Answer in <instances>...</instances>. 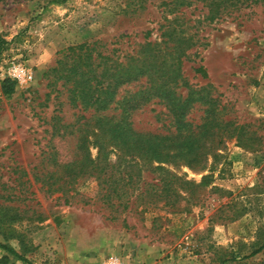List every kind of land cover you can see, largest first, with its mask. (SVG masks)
Segmentation results:
<instances>
[{
    "label": "rangeland",
    "instance_id": "374dc122",
    "mask_svg": "<svg viewBox=\"0 0 264 264\" xmlns=\"http://www.w3.org/2000/svg\"><path fill=\"white\" fill-rule=\"evenodd\" d=\"M48 1L0 0V39L7 42L0 56V205L20 214L14 234L23 235L22 243L10 237V247L33 264H103L114 257L124 264H218L225 254H248L249 245L264 238V7L209 21L208 10L194 0L171 14L170 0ZM176 17L198 40L182 66L188 84L199 91L195 99L213 97L224 108L227 131L243 126L241 133L254 132L260 141L250 149L225 139L203 169L178 168L193 193L180 192L172 208L157 193L150 195L159 180L146 172L126 207L118 209L104 204L95 182L79 181L67 195L36 181L53 170L52 149L62 163L75 150V135L52 134L55 116L70 124L78 115L62 82L52 87L46 77L57 60L83 43L122 59L145 41L158 40L165 19ZM13 64L31 70L33 81H13L7 75ZM142 83L125 86L120 95ZM164 111L150 103L134 116L136 127L155 131L161 126L155 116ZM202 115L198 101L191 117L199 124ZM4 255L0 250V264Z\"/></svg>",
    "mask_w": 264,
    "mask_h": 264
},
{
    "label": "trees",
    "instance_id": "16d2710c",
    "mask_svg": "<svg viewBox=\"0 0 264 264\" xmlns=\"http://www.w3.org/2000/svg\"><path fill=\"white\" fill-rule=\"evenodd\" d=\"M192 1L170 0L166 6H172L171 14L176 9L200 2L208 10L206 19L209 21H214L220 13L264 7V0ZM56 3L58 0H49L46 5ZM185 23L179 17L165 19L158 40L145 41L133 54L122 59L98 51L96 44L83 43L67 49L46 77L52 78V87L62 82L70 106L78 112L74 123L61 124L60 117L55 116L52 126L54 136H76L75 150L71 160L62 163L52 149L49 161L53 170L36 176V181L52 187L54 193L67 195L79 181H82L81 186L95 182L97 188L104 191L100 195L104 204L118 209L126 207V200L138 190L141 174L146 172L159 180L158 186L151 185L150 195L157 193L168 203L165 206L172 208L174 204L171 203L181 197L180 192L186 191L189 196L193 193L192 184L175 173L178 168L203 169L208 157L214 158L223 149L225 139L235 138L238 144L253 149L260 139H256L254 132L241 133L243 126H236L231 133L227 131L225 127L230 123L224 121V108L216 99L207 95L195 99L199 91L188 84L182 66L198 40L184 28ZM6 44L0 39V56ZM6 82L7 79L3 83ZM141 82L140 89L120 95L125 86ZM182 89L186 90L184 96ZM198 101L203 107L199 124L191 117ZM152 102L165 110L155 116L161 126L155 131H142L136 127L134 116ZM79 113H90V116L86 118ZM92 150L96 151L94 156ZM20 218L15 209L0 205V235L3 238L0 250L5 253L2 264H15L8 263L10 258L22 264H33L7 242L15 237L22 243L23 235L14 234V225ZM249 247L248 254L231 252L219 257L217 263L248 264L264 255V238ZM255 264H264V259Z\"/></svg>",
    "mask_w": 264,
    "mask_h": 264
},
{
    "label": "built area",
    "instance_id": "2783aa9c",
    "mask_svg": "<svg viewBox=\"0 0 264 264\" xmlns=\"http://www.w3.org/2000/svg\"><path fill=\"white\" fill-rule=\"evenodd\" d=\"M7 75L20 86L28 85L33 81V73L21 64H13L7 70ZM103 264H124L119 258L114 257Z\"/></svg>",
    "mask_w": 264,
    "mask_h": 264
}]
</instances>
